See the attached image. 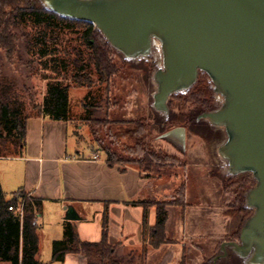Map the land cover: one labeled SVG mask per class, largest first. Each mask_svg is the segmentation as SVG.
<instances>
[{
    "label": "water",
    "instance_id": "95a60500",
    "mask_svg": "<svg viewBox=\"0 0 264 264\" xmlns=\"http://www.w3.org/2000/svg\"><path fill=\"white\" fill-rule=\"evenodd\" d=\"M44 10L85 21L124 62H150L148 106L167 121L172 96L198 76L210 83L212 107L195 123L217 135L213 164L222 176H248L250 214L237 239L223 241L207 264H264V0H38ZM184 152V126L160 136ZM215 166V165H214ZM66 219L75 220L71 208Z\"/></svg>",
    "mask_w": 264,
    "mask_h": 264
},
{
    "label": "trees",
    "instance_id": "16d2710c",
    "mask_svg": "<svg viewBox=\"0 0 264 264\" xmlns=\"http://www.w3.org/2000/svg\"><path fill=\"white\" fill-rule=\"evenodd\" d=\"M14 19L29 24L34 33L30 38L29 51L35 50L43 70L50 72L42 75L46 88L41 103H31L30 110L26 107L23 94L17 88H7L2 92L0 87V157L22 154L26 137V120L29 116H46L52 120L77 121L89 123L92 134L93 126L107 125L106 119L94 117L104 107V115L120 102L113 96L116 86L117 65L112 59L114 51L102 38L92 24L60 17L53 12L44 10L40 5L28 6L26 0H0V47L10 56L15 51V36L10 31ZM77 27L78 30H74ZM65 33L74 35L64 41ZM124 63V62H123ZM120 85V84H119ZM85 89L81 100L83 112L76 118L70 102L71 89ZM107 123V124H106ZM145 124L143 119L122 134L135 140V144L126 147L132 154L139 151L140 158L132 159L121 156L109 146L103 145L95 136L98 145L95 152L103 153L105 162L112 167L118 165L121 171L125 167H133L141 172L151 171L155 164L174 161L171 157H162L148 151L144 137ZM121 129V128H119ZM156 162L155 164L153 163ZM137 162V166L133 165ZM145 177H149L145 174ZM180 199L173 202L165 200H136L131 205L142 207V246L141 261L145 264L144 252L148 247L158 248L169 243L165 234L167 206H184V187L177 192ZM23 190H18L6 199L0 186V263L8 264H40L38 227L33 224L36 214L41 211L42 200L27 197L23 206V216L8 210L20 198L25 197ZM101 219V236L96 242L80 240L71 222L64 221L63 236L54 240L51 245V261L62 262L68 253H79L85 256L88 264H133L132 259L123 260L115 255L116 245L107 239V206L104 204ZM155 207V221L147 225V211ZM184 264V262H180Z\"/></svg>",
    "mask_w": 264,
    "mask_h": 264
},
{
    "label": "rangeland",
    "instance_id": "374dc122",
    "mask_svg": "<svg viewBox=\"0 0 264 264\" xmlns=\"http://www.w3.org/2000/svg\"><path fill=\"white\" fill-rule=\"evenodd\" d=\"M30 4L33 5V2L31 1L28 6H31ZM74 28V30H78L77 27ZM9 29L15 36V51L9 56L0 47V87L2 92L11 87L19 89L23 94L27 109L30 110L31 103L42 102L46 81L42 80L41 76L49 75L50 72L42 69L35 50L29 51L30 38L34 33L32 27L20 22L19 19H14ZM73 37L74 35L65 33L63 38L65 41ZM112 59L117 65L116 86L117 84L119 86L112 97L121 98L107 116L103 113L105 112L104 107L95 113L94 117L106 119L108 123L105 126L101 125L102 123L93 126L96 131L95 136L101 139V144L109 146L121 156L132 159L140 158L139 151L136 150L132 154L126 148L133 146L135 140L125 135L116 136V134H122L125 130L134 127L137 121L143 119L147 127L145 149L160 154L162 157H171L174 160L160 164L158 162L155 164L156 162L153 161L157 167L148 173L144 172L151 178L159 177L157 179L162 190L163 196L150 201L171 202L176 198L180 199L177 192L181 185L184 187V206L169 205L168 230L170 234L166 232L165 228L169 243L161 245L163 250L160 254H166L165 264H180V262L207 264L208 259L217 252L221 241L237 237L235 225L240 224V219L245 218V215L239 210L241 204L239 199L234 196L235 193H223V187L220 186L215 176L211 175L212 172L199 164L210 161L211 141L217 140V135L209 133L208 136H202L201 132L205 125L193 123V116L197 111L190 96L186 98V105L179 102L178 98L172 97L169 105L171 115L165 123L161 121L160 115L152 112L148 106L149 93L152 90L148 76L154 68V64L150 62L124 64L115 51L112 54ZM84 94L85 89L83 88L70 91V102L76 118L83 112L81 100ZM179 103L185 106L181 107ZM179 113L189 118V122L182 124L186 132L184 152H180L173 144L159 138L165 130L179 125L175 122ZM72 127L79 141L75 148L83 153L92 154L98 143L94 139L90 124L74 119ZM196 128L199 129L197 133L194 132ZM133 165L137 166L138 164L135 162ZM247 178L250 179L248 176H239L235 182L241 184L246 181L247 185H250ZM6 197L10 198L11 194L6 193ZM50 213L47 229L48 233L53 234L58 230V222L54 218V211L51 210ZM93 223L92 219V225ZM49 250V246H42V259L48 257ZM153 259L150 264H155ZM140 261L141 259L133 264H139ZM217 264H233V260L228 256L219 260Z\"/></svg>",
    "mask_w": 264,
    "mask_h": 264
},
{
    "label": "crops",
    "instance_id": "0c3cea01",
    "mask_svg": "<svg viewBox=\"0 0 264 264\" xmlns=\"http://www.w3.org/2000/svg\"><path fill=\"white\" fill-rule=\"evenodd\" d=\"M78 143L70 121L29 116L22 154L0 157L1 189L5 197L6 193L12 195L21 189L29 197L42 200L41 211L36 214L40 264H88L87 258L79 253L66 254L62 262L51 261V245L62 238L64 221L74 225L80 240L99 241L105 203L108 204V242L117 246V257L137 263L141 258L143 210L129 202L163 196L159 177H145L144 172L133 167H125L123 171L118 165L110 167L103 153H83L75 148ZM93 155L98 159L93 160ZM213 163L210 159L208 163L199 164L214 169ZM211 175L222 187V176L215 172ZM68 207L75 220L66 219ZM51 210L58 222V230L53 234L47 229ZM168 210L169 206L165 228L170 234ZM154 221L155 207L151 206L147 211V225L152 226ZM238 226L235 225V231ZM45 245L50 250L48 257L42 259L41 248ZM161 247H148L144 252L145 263L150 264L154 258L155 264H165L166 254H160Z\"/></svg>",
    "mask_w": 264,
    "mask_h": 264
},
{
    "label": "flooded vegetation",
    "instance_id": "af4514ba",
    "mask_svg": "<svg viewBox=\"0 0 264 264\" xmlns=\"http://www.w3.org/2000/svg\"><path fill=\"white\" fill-rule=\"evenodd\" d=\"M26 1H27L28 4L32 1L33 2V5L30 4L32 7L36 6L37 4L40 5V3L38 2V0H26ZM124 64H128V62H124ZM188 96H190L193 99L194 108L197 111L195 113V115L193 116V119H194V122L193 123L196 124L195 123V120H196L197 116L199 115V113H201L202 111L209 110L212 107V103L214 101L213 98H212V96H211L210 83L207 81V79H206V77L204 75H201L200 74L198 76V80H197L196 84L193 87H191L186 93H179V94L174 95L172 97L178 98L179 99V102H182L183 104L186 105L187 104L186 98ZM179 104L181 105V103H179ZM169 105H170V102H169ZM185 105H181V107L182 106L184 107ZM197 107H200V108H197ZM199 109H201V110H199ZM175 122L179 124L178 126H183L182 124H185V122H189V118H188V116H184L183 114H180L179 113L176 116V118H175ZM143 123L145 124L144 121H143ZM144 126H145L144 137L147 138V136H146L147 135L146 134L147 127H146V125H144ZM197 128H196V131H194L195 133H197L198 130H199ZM165 131H167V130H165ZM201 134H202V136H208L207 134H209V133H208L207 129H203V132H201ZM160 140H164V139H161L160 138ZM210 159H211V156H209V160ZM214 165H215L214 169L212 167L211 168H208V169L211 172H215L216 174H218V176L221 177L222 175H221L220 172L222 171V168L219 167L216 164H214ZM221 178H222L221 184H222V187L224 189L223 193H225V194H227L226 192H231L232 194L235 193L234 196H236V198L239 199L240 204H241V206L239 207V210H240V212H242L245 215L244 217L246 218L250 214V210H248V209H246L244 207V199H243V196H244L245 191L251 185H253L254 182L252 180H250V179L247 178L248 182H250V185H247L246 181H244V183L241 182V184H239L238 182L236 183L235 181H236V178L237 177L222 176ZM227 189H229V190L227 191ZM245 218L240 219L241 222H240L238 228L236 229L237 234H238L239 228H240V226H241V224H242V222H243V220ZM236 239H237V237L234 238V239H232V240H223V241H234ZM223 241H221V243Z\"/></svg>",
    "mask_w": 264,
    "mask_h": 264
},
{
    "label": "built area",
    "instance_id": "2783aa9c",
    "mask_svg": "<svg viewBox=\"0 0 264 264\" xmlns=\"http://www.w3.org/2000/svg\"><path fill=\"white\" fill-rule=\"evenodd\" d=\"M92 159L96 160V159H98V157L96 155H93ZM27 197H28V195H26L23 198H20L15 205L9 206L8 210L18 213L19 217L22 218V216H23V206H24L25 199ZM33 224L37 225L36 220L33 221Z\"/></svg>",
    "mask_w": 264,
    "mask_h": 264
}]
</instances>
